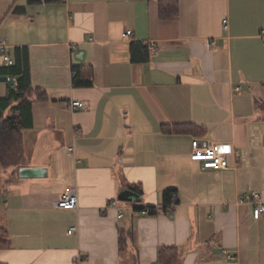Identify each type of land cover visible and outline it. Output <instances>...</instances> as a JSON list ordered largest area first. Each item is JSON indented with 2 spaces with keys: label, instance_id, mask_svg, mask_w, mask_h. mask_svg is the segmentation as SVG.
Wrapping results in <instances>:
<instances>
[{
  "label": "crops",
  "instance_id": "obj_1",
  "mask_svg": "<svg viewBox=\"0 0 264 264\" xmlns=\"http://www.w3.org/2000/svg\"><path fill=\"white\" fill-rule=\"evenodd\" d=\"M175 1L162 20L159 0H0V39L12 61L26 53L45 96L31 105L22 164L0 171V263L158 264L173 247L178 264H264V213L254 219L244 201L253 191L264 202V0ZM73 66L92 69L91 87L72 86ZM193 140L240 157L204 170L189 159ZM67 188L77 209H55ZM125 190L139 202H119ZM166 191L178 198L167 213Z\"/></svg>",
  "mask_w": 264,
  "mask_h": 264
},
{
  "label": "trees",
  "instance_id": "obj_2",
  "mask_svg": "<svg viewBox=\"0 0 264 264\" xmlns=\"http://www.w3.org/2000/svg\"><path fill=\"white\" fill-rule=\"evenodd\" d=\"M178 13V5L175 0H159L158 15L162 20L174 18ZM133 59L139 60L135 55L136 46H132ZM0 77L15 78L17 85L14 87L10 82L5 96L0 97V171L9 168H17L23 162V139L22 132L31 126L30 109L34 101H43L45 96L42 91L33 89L30 82L29 66L25 52L15 53L13 64L9 67L0 65ZM93 72L90 67H71V83L74 88H89L92 85ZM191 129L196 134H201L203 129L197 126L181 125L171 127L168 132H183ZM138 192L137 189H131ZM173 195L172 191H166L163 196V212L168 209L169 199ZM151 215L155 210L150 208ZM141 211V209L139 210ZM130 237L131 235L128 234ZM127 235L119 234V251L126 248ZM9 247V237L5 229L0 227V251ZM158 264H178L179 253L173 247L161 248L158 251ZM2 264V263H0Z\"/></svg>",
  "mask_w": 264,
  "mask_h": 264
},
{
  "label": "built area",
  "instance_id": "obj_3",
  "mask_svg": "<svg viewBox=\"0 0 264 264\" xmlns=\"http://www.w3.org/2000/svg\"><path fill=\"white\" fill-rule=\"evenodd\" d=\"M223 30L227 29V25L224 22L222 26ZM262 36L264 37V31H262ZM123 39L129 38L132 36L130 31H125L122 35ZM264 43V39H263ZM0 59L5 67H9L13 64L12 59L10 58L7 52V44L4 39H0ZM9 80V79H8ZM10 82L15 87L17 85L16 79H10ZM71 110L84 109V105L81 102L74 101L69 104ZM73 151L72 147L67 148V155H70ZM234 156L236 158L240 157L238 152H235L230 145L223 143H209V144H200L198 141L193 140L191 143V152L189 159L192 162H198L201 164L204 170H225L228 168V157ZM244 201H248L253 205V217L258 219L261 214L264 213V202L261 194L257 192H249ZM178 202V198L175 195H172L169 199L168 209H173ZM78 200L76 190L74 188H67L60 199L54 204L55 209L70 211L77 209ZM108 207L118 209L119 205L117 201H111ZM141 215H151L152 211L150 209H141ZM123 213L118 211L117 219H121ZM71 231H68L70 234ZM229 260H233L234 257L227 255Z\"/></svg>",
  "mask_w": 264,
  "mask_h": 264
},
{
  "label": "water",
  "instance_id": "obj_4",
  "mask_svg": "<svg viewBox=\"0 0 264 264\" xmlns=\"http://www.w3.org/2000/svg\"><path fill=\"white\" fill-rule=\"evenodd\" d=\"M7 77H0L1 82H7ZM45 174L44 169L39 168H20L19 169V177L20 178H40ZM117 200L119 202H126V203H137L139 202V197L137 194L130 190L122 191L118 196Z\"/></svg>",
  "mask_w": 264,
  "mask_h": 264
},
{
  "label": "rangeland",
  "instance_id": "obj_5",
  "mask_svg": "<svg viewBox=\"0 0 264 264\" xmlns=\"http://www.w3.org/2000/svg\"><path fill=\"white\" fill-rule=\"evenodd\" d=\"M3 85L5 84L6 86H10V82H5V83H2Z\"/></svg>",
  "mask_w": 264,
  "mask_h": 264
}]
</instances>
